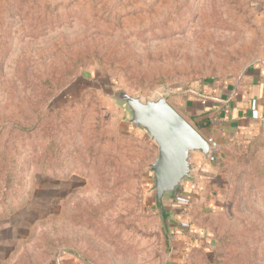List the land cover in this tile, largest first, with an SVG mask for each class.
Segmentation results:
<instances>
[{"label":"rangeland","instance_id":"374dc122","mask_svg":"<svg viewBox=\"0 0 264 264\" xmlns=\"http://www.w3.org/2000/svg\"><path fill=\"white\" fill-rule=\"evenodd\" d=\"M262 48L253 0H0V264H264V131L217 155L179 233L113 98L168 101Z\"/></svg>","mask_w":264,"mask_h":264},{"label":"crops","instance_id":"0c3cea01","mask_svg":"<svg viewBox=\"0 0 264 264\" xmlns=\"http://www.w3.org/2000/svg\"><path fill=\"white\" fill-rule=\"evenodd\" d=\"M253 8L264 17L263 0H253ZM168 102L206 139L217 142L216 157L228 147L245 148L264 131V48L240 73L203 79L175 93ZM193 159L200 168L195 182H187L178 198L169 202L171 213L166 217L178 225L179 233L187 227V211L192 204L203 202L204 197L206 204L217 201V196L205 193L214 182L212 162L202 161L198 155Z\"/></svg>","mask_w":264,"mask_h":264},{"label":"water","instance_id":"95a60500","mask_svg":"<svg viewBox=\"0 0 264 264\" xmlns=\"http://www.w3.org/2000/svg\"><path fill=\"white\" fill-rule=\"evenodd\" d=\"M113 98L125 112V121L142 130L157 148V156L149 169L155 201L165 221L164 206L178 198L187 182H195L199 166L193 155L198 154L207 161L210 144L159 93L141 97L117 90Z\"/></svg>","mask_w":264,"mask_h":264},{"label":"built area","instance_id":"2783aa9c","mask_svg":"<svg viewBox=\"0 0 264 264\" xmlns=\"http://www.w3.org/2000/svg\"><path fill=\"white\" fill-rule=\"evenodd\" d=\"M207 141L210 144V155H209L208 161L213 162L216 159V151H217L218 144L213 138H207Z\"/></svg>","mask_w":264,"mask_h":264},{"label":"trees","instance_id":"16d2710c","mask_svg":"<svg viewBox=\"0 0 264 264\" xmlns=\"http://www.w3.org/2000/svg\"><path fill=\"white\" fill-rule=\"evenodd\" d=\"M164 216H165V218L168 217V213L166 211H164Z\"/></svg>","mask_w":264,"mask_h":264}]
</instances>
